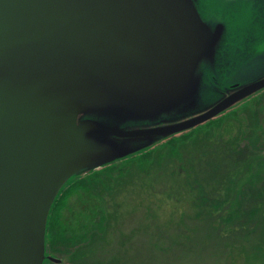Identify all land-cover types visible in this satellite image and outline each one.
<instances>
[{"label": "water", "instance_id": "water-1", "mask_svg": "<svg viewBox=\"0 0 264 264\" xmlns=\"http://www.w3.org/2000/svg\"><path fill=\"white\" fill-rule=\"evenodd\" d=\"M201 3L0 0V264H60L47 221L67 184L264 91L208 103L237 65L240 5Z\"/></svg>", "mask_w": 264, "mask_h": 264}, {"label": "rangeland", "instance_id": "rangeland-1", "mask_svg": "<svg viewBox=\"0 0 264 264\" xmlns=\"http://www.w3.org/2000/svg\"><path fill=\"white\" fill-rule=\"evenodd\" d=\"M258 76L229 71L208 103L228 92V77L246 84ZM260 94L240 101L224 115H233L251 100L256 106ZM263 115L259 111V128ZM253 123L242 120L236 131L224 133L217 126L216 142L205 146L197 144L201 133L190 138L186 132L178 134L85 174L81 179L114 166L99 183L87 182L67 199L61 221L71 243L63 244V249L55 243L54 253L47 249V254L59 258L60 264H264V141L263 151L256 154L243 140L262 138L251 130ZM235 139L247 151L244 163V150L236 155L228 148L229 141L235 146ZM224 149L234 156L233 163L231 156L223 163ZM257 155L262 161H253ZM221 162L226 170L220 180ZM155 163L160 166L152 169ZM229 171L234 177L225 179ZM223 201L227 204L217 211L215 204ZM228 215L233 216L222 219Z\"/></svg>", "mask_w": 264, "mask_h": 264}, {"label": "trees", "instance_id": "trees-1", "mask_svg": "<svg viewBox=\"0 0 264 264\" xmlns=\"http://www.w3.org/2000/svg\"><path fill=\"white\" fill-rule=\"evenodd\" d=\"M247 106L248 105L245 104L243 109H241V110H239L237 112H234L233 115H228V114L226 115L225 114L226 116L223 115L222 117H218L219 119L215 118V119L209 121L208 123H206V125L205 124L201 125V126L195 128V129H193L192 131H189L188 133H185V135H187L190 138L191 135H194V133H196V134L201 133L199 135H202L203 139L201 141H197V140L196 141H197V144H201V145L205 146L204 144H212V143L214 144L216 142L215 139H214V135H213L214 134L213 129L216 128L217 126H221L222 133H224V131H226L227 129H229V130H231V132H233V131L237 130V128L239 127V122H242V120L245 121L246 124H249V123L251 124V122L253 121L254 122L253 123L254 124V128H252V129L249 128V129L254 130V132H258L259 131V134L262 136V138H260V136H257V135H253V137L249 138L248 137L249 135H246L244 138L248 137V140L243 139L244 142H245L244 146H246V145L247 146H251L254 149L252 151L254 153H256V154H259V153H261V151H263L262 150V144H263V141H264V139H263L264 138V134L262 133V127L259 128V126H258L259 125L258 113H259V111L262 112L263 106L261 105L260 102L256 106H253L252 108H249V107L247 108ZM254 107H258V110L255 111ZM227 116H231V117L230 118H226ZM250 117H253V120H250ZM238 118L239 119L242 118V120H238ZM187 136H185V137H187ZM218 142H221V141H218ZM247 146H246V149H248ZM164 148H161L157 152L162 151ZM228 148H229V150H232V152H234V154H236V155H238L239 151L244 150L243 151L244 153L242 155V159H243L242 161L244 163V160H245L246 155H247V151H246V149H242L241 148V146L239 144V141L237 139H235V146L234 147H232V141H229ZM224 151L226 152L225 149H224ZM227 152L224 155L225 157H223V163L226 162V161L228 162L229 156H231V160L230 161H231V163H233V159H235L234 156L232 154H230L229 152L227 154ZM151 153H149L148 155H150ZM158 156L159 155H156L155 157H158ZM226 158H228V159H226ZM259 160L262 161V158L257 155L254 158L253 161L256 162V161H259ZM262 163L264 165V162H262ZM219 164H220L221 172H222V173L219 174V177H220V176H222L223 171L226 170V166H225L226 164H222V162L219 163ZM112 165H110L105 170L103 169L101 172H95L93 174L91 173L92 175H90V176H88L86 178L76 179V180L70 182L69 184H67L60 191V193L58 194V196L56 197V199H55V201L53 203V206L51 208V211H50V214H49V217H48V221H47L46 247L51 253L52 252L54 253V249L51 250V247H53V245L55 243H58L57 245H59L58 248H60V249L64 248V247H62L63 244L69 243V241L71 243V240H69L68 238L65 237L66 231L64 230V226H63V223L61 221V211L64 210V208L66 207L67 199H69V197H71L79 189L84 188L85 186H83V185H86L87 182H90V184L99 183L100 182V178L103 175V173L113 170L114 166H112ZM157 166H160V163H155V165H153L151 168L155 169V168H157ZM240 169L241 168H238L237 171H239ZM230 172H232V171H229V175H225V179L227 178V176H228V178L231 177V176H232V178L234 177V173H230ZM221 178L222 177H220V180H221ZM93 179H95V180H93ZM228 181L230 182V180H228ZM225 201H226V199H225ZM225 201L221 202L220 204H217V203L215 204L217 211L219 210L220 206H222L224 204L225 205L227 204V202H225ZM231 216H233V215H228V217L227 216H222V219H226V218L229 219Z\"/></svg>", "mask_w": 264, "mask_h": 264}, {"label": "flooded vegetation", "instance_id": "flooded-vegetation-1", "mask_svg": "<svg viewBox=\"0 0 264 264\" xmlns=\"http://www.w3.org/2000/svg\"><path fill=\"white\" fill-rule=\"evenodd\" d=\"M198 9L201 7V13L205 15V9L200 2L196 0ZM217 3L214 12L222 4H225L226 8L234 7L239 4L240 7L236 14V30L233 35V49L235 50V57H237V65L232 66L230 70L232 75L243 72H256L258 78L264 76V0H247L239 3L241 0H215ZM200 5V6H199ZM218 12V11H217ZM208 16V15H206ZM216 17V15H215ZM225 73V77L227 76ZM256 79H253L256 80ZM252 82V81H251ZM245 82H237L236 78L234 81L231 77H228L225 83L226 89H232L234 86L242 85ZM261 98V105L264 103V92L258 95ZM260 101V100H259ZM252 100L246 105L249 108L255 106V100L251 104ZM263 106V105H262ZM264 112V108L263 111ZM262 119V133H264V115ZM264 139V138H263ZM49 255V254H48Z\"/></svg>", "mask_w": 264, "mask_h": 264}]
</instances>
